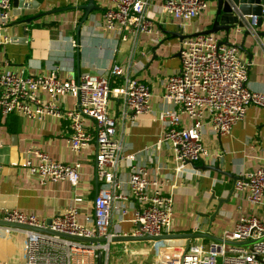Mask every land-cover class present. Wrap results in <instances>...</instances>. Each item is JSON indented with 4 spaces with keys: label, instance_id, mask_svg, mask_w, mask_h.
Wrapping results in <instances>:
<instances>
[{
    "label": "built area",
    "instance_id": "2783aa9c",
    "mask_svg": "<svg viewBox=\"0 0 264 264\" xmlns=\"http://www.w3.org/2000/svg\"><path fill=\"white\" fill-rule=\"evenodd\" d=\"M13 1L0 0L2 45L12 43L2 32L12 23ZM152 1L107 0L103 15L105 30L123 36L124 41L140 33L157 35L160 31L148 15ZM160 8L162 13L178 21L187 35L189 25L209 9V1L166 0ZM257 20L258 17H242L250 32L257 30ZM222 38L219 34L198 35L181 42V68L164 86L163 109L158 116L160 138L142 151L147 154L170 147L176 177L190 178L193 174L187 172V165L211 156L204 145L208 129L214 137L229 135L245 120L250 107L264 109V92L249 86L252 63L242 58L240 47L225 45ZM68 97L75 100L74 108L64 106ZM152 97L150 88L139 79L127 76L126 69L120 65H114L105 74L84 73L77 80L61 78L58 68L36 75L0 70V116L16 114L29 120L55 117L68 121L72 130L68 140L72 154L96 144L95 180L100 185L94 215L85 222L80 221V209L75 201L54 215L50 227L45 219L18 209L0 214V222L35 229L0 224V264H97L99 252L103 255V264H109L113 240L129 236L112 230L115 216L123 222L129 212L124 203H131L135 211L130 236L160 237L174 233L173 195L165 194L163 184L150 175V170L141 162L142 152H128L125 136L118 130V120L109 112L110 100H121L123 114L136 121L152 112ZM91 120L94 135L87 130L86 122ZM2 150L0 142V172ZM22 167L41 186L67 182L76 188L80 184V163L65 164L41 150L29 149ZM125 167L129 168L126 176ZM239 177L235 183L237 195L245 196L252 206L264 205V167L241 173ZM46 229L106 242H71L39 231ZM220 240L221 243L212 242L209 246L198 242L181 246L152 242L156 248L152 264H264V223L256 215H240L234 228L225 231ZM251 242L247 247L230 244ZM14 245H20V259L11 256L9 248Z\"/></svg>",
    "mask_w": 264,
    "mask_h": 264
},
{
    "label": "crops",
    "instance_id": "0c3cea01",
    "mask_svg": "<svg viewBox=\"0 0 264 264\" xmlns=\"http://www.w3.org/2000/svg\"><path fill=\"white\" fill-rule=\"evenodd\" d=\"M90 1L14 0L12 23L2 32L3 36L12 39V43L2 45L0 39V70L36 75L58 68L61 78L77 80L84 73L105 74L114 65L124 67L127 76L142 81L153 94L152 112L136 121L123 114L121 100L112 99L109 104L110 116L118 120V130L125 136L128 152L140 153L160 138L158 116L163 109L164 86L166 80L181 68V40L176 34L184 35L183 30L178 21L161 12L160 7L166 0H153L148 15L160 32L157 35H131L124 41L123 36L104 28L107 0H94L95 7L87 16L85 7ZM215 7V3L209 1V9L189 25L186 34L192 36L210 29ZM222 39L226 43L225 34ZM72 41L77 47L72 45ZM242 41V34L236 31L229 43L240 46ZM245 47L247 52H241V56L252 63L249 86L254 91L264 92V49L253 50L251 41L246 42ZM249 53L253 54L251 60ZM64 106L74 108L75 100L68 97ZM86 125L94 135L92 120ZM71 133L69 122L55 117L41 121L16 114L5 118L0 116V142L3 144L0 214L18 209L48 222L75 201L80 209L81 222L93 217L94 201L100 192V185L95 180L96 144L92 143L81 153L72 154L68 144ZM204 139L211 156L187 165V172L193 174L190 178L176 177V164L170 147L161 152L140 154L141 162L150 170V175L163 184L165 194L174 197V233L206 234L220 239L225 231L234 228L243 214L256 215L264 223V205L252 206L245 196H238L235 191V183L241 173L264 167V109L250 107L245 120L239 122L231 134L214 137L208 129ZM29 149L41 150L65 164L80 163L79 186L73 188L67 182L41 186L35 176L29 175L22 167ZM124 173L128 175L129 168L125 167ZM123 205L129 208V212L123 222L115 216L112 230L130 236L134 229L132 219L135 211L131 203ZM173 242V246L189 242L209 246L213 241ZM150 244L146 242L143 248ZM9 250L11 256L20 259V245ZM129 250L137 249L129 247ZM131 255H139L138 264L148 263V256L134 252Z\"/></svg>",
    "mask_w": 264,
    "mask_h": 264
},
{
    "label": "water",
    "instance_id": "95a60500",
    "mask_svg": "<svg viewBox=\"0 0 264 264\" xmlns=\"http://www.w3.org/2000/svg\"><path fill=\"white\" fill-rule=\"evenodd\" d=\"M215 3V13L212 17V23L210 25V29L207 31L196 34L192 36L182 35L180 33L176 34V37L182 41L190 37H196L198 35H210V34H219L227 38L225 45H231L229 40L231 37L236 35V31H242L243 41L241 43L239 49L241 52H247L245 47L246 42L251 41V48L253 50H261L264 49V0H208ZM95 7L94 0H91L90 3L85 7L87 11V16L89 15L91 9ZM243 16H251V17H258L256 23V31L250 32L248 29L245 28V24L242 22ZM86 20V19H85ZM180 56V53H179ZM250 60L253 59V54L249 53ZM251 62V61H250ZM238 180V179H237ZM1 225H6L10 227H17L23 228L28 230H35L28 226H22L18 224H10L0 222ZM52 224V220L47 222V226L50 227ZM41 232L59 236L65 239L70 240L71 242H82V243H105V239H85L74 237L70 235L60 234L51 231L50 229L46 230H39ZM195 239H209L213 242L221 243L222 241L216 237L206 234H177L173 233L171 235H163L160 237H152V236H145V237H134V236H126V237H118L113 240L114 243H140V242H157V241H164V242H173V241H180V240H195ZM231 245L235 246H250L251 243H244V244H237V243H230ZM97 264H103V255L101 252L97 255Z\"/></svg>",
    "mask_w": 264,
    "mask_h": 264
},
{
    "label": "rangeland",
    "instance_id": "374dc122",
    "mask_svg": "<svg viewBox=\"0 0 264 264\" xmlns=\"http://www.w3.org/2000/svg\"><path fill=\"white\" fill-rule=\"evenodd\" d=\"M173 243L174 242H166V245H172ZM145 245L146 242L113 243L110 251V264H138V261L140 260L139 255L132 256V252L148 256L147 264H152L156 257V248L154 244H150L149 247L147 246V248H143ZM129 247L137 250H132V252H130ZM140 247H142V249H138Z\"/></svg>",
    "mask_w": 264,
    "mask_h": 264
}]
</instances>
